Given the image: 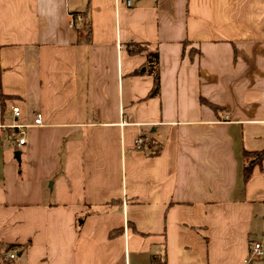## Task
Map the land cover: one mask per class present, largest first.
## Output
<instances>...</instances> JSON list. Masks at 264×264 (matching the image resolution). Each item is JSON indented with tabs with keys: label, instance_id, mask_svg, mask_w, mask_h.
I'll return each mask as SVG.
<instances>
[{
	"label": "crops",
	"instance_id": "0c3cea01",
	"mask_svg": "<svg viewBox=\"0 0 264 264\" xmlns=\"http://www.w3.org/2000/svg\"><path fill=\"white\" fill-rule=\"evenodd\" d=\"M0 85V264H264V0H0Z\"/></svg>",
	"mask_w": 264,
	"mask_h": 264
},
{
	"label": "trees",
	"instance_id": "16d2710c",
	"mask_svg": "<svg viewBox=\"0 0 264 264\" xmlns=\"http://www.w3.org/2000/svg\"><path fill=\"white\" fill-rule=\"evenodd\" d=\"M132 54H146L148 57V64H147V71L154 76V86L149 94V98L157 97L160 93V73H159V55L158 53L152 54L149 53L147 50L143 49L139 46H133V49L130 50ZM12 97L7 96L3 93L1 85H0V106L4 107L7 100L11 99ZM152 146L153 143L151 140L147 141ZM148 144V143H147ZM160 148L155 147V151L152 153L153 155L160 154ZM244 157L246 160V165L244 167V178L248 181L256 168L262 170L263 162H264V150L257 151V152H245ZM25 247H15V246H8L6 247V252H11L13 250L24 249ZM12 261V259H10Z\"/></svg>",
	"mask_w": 264,
	"mask_h": 264
},
{
	"label": "built area",
	"instance_id": "2783aa9c",
	"mask_svg": "<svg viewBox=\"0 0 264 264\" xmlns=\"http://www.w3.org/2000/svg\"><path fill=\"white\" fill-rule=\"evenodd\" d=\"M137 0H125V5L127 7H132L134 5V3L136 2ZM69 23H70V27L71 28H85L87 26V22H86V17L85 15L81 14V13H71L69 15ZM13 112H14V115L16 117H19L20 116V109L17 107V108H13ZM43 124V120H42V115L41 114H38L36 116V119H35V125L36 126H41ZM19 129L18 131V134H17V138H16V144L18 146H22L26 143V138H25V131H24V128L23 126L21 125H17L15 126ZM147 140L143 137H139L137 140H136V147L137 149H142V147L146 144ZM264 256V249L262 247V245L260 243H254L253 244V247L251 249V256L250 258L247 260V262H249V260L251 259H260ZM16 256L15 254L14 255H11V258L14 259Z\"/></svg>",
	"mask_w": 264,
	"mask_h": 264
},
{
	"label": "water",
	"instance_id": "95a60500",
	"mask_svg": "<svg viewBox=\"0 0 264 264\" xmlns=\"http://www.w3.org/2000/svg\"><path fill=\"white\" fill-rule=\"evenodd\" d=\"M15 158L20 161L21 160V152H16ZM20 256V255H19Z\"/></svg>",
	"mask_w": 264,
	"mask_h": 264
}]
</instances>
